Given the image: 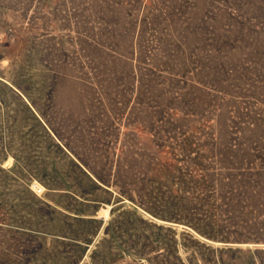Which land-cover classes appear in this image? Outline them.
Returning <instances> with one entry per match:
<instances>
[{
    "label": "rangeland",
    "instance_id": "rangeland-1",
    "mask_svg": "<svg viewBox=\"0 0 264 264\" xmlns=\"http://www.w3.org/2000/svg\"><path fill=\"white\" fill-rule=\"evenodd\" d=\"M0 264H264V0H0Z\"/></svg>",
    "mask_w": 264,
    "mask_h": 264
}]
</instances>
